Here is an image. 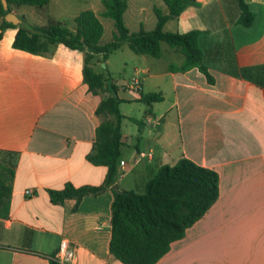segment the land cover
Here are the masks:
<instances>
[{
    "label": "crops",
    "instance_id": "obj_1",
    "mask_svg": "<svg viewBox=\"0 0 264 264\" xmlns=\"http://www.w3.org/2000/svg\"><path fill=\"white\" fill-rule=\"evenodd\" d=\"M243 1L248 24L238 20L237 0H194L163 23L169 31L199 30L209 77L196 65L170 69L183 55L164 41L156 57L132 51L121 61L138 90L161 99L146 105L134 99L130 80L118 85L123 118L112 186L141 191L159 166L180 156L218 176L214 201L153 264L264 263V0ZM154 6L165 10L163 0H126V27L152 28ZM85 8L98 13L105 42L114 26L99 14L101 0H47L11 11L26 24L72 27ZM15 31L7 25L0 34V178L10 187L0 204V264H60L50 257L60 238L73 250L67 264H125L108 250L111 186L82 195L75 207L74 198L49 196L66 183L98 184L106 171L86 158L101 94L82 81V51L56 42L46 53L29 52L12 46Z\"/></svg>",
    "mask_w": 264,
    "mask_h": 264
},
{
    "label": "trees",
    "instance_id": "obj_2",
    "mask_svg": "<svg viewBox=\"0 0 264 264\" xmlns=\"http://www.w3.org/2000/svg\"><path fill=\"white\" fill-rule=\"evenodd\" d=\"M0 0V34L7 25L16 26L12 46L33 53H46L56 42L82 51L81 77L92 93L101 97L94 108L101 118L94 129V137L86 158L93 164H102L106 171L98 184L74 186L66 183L61 188L49 189L50 199L61 202L74 198V207L82 195L96 194L111 186L109 252L125 264H153L167 249L170 241L183 235L184 229L200 217L214 201L218 191V176L215 170L180 156L172 164H163L148 177L141 191L114 187L121 144V120L123 114L118 104L123 100L118 95L119 87L113 82L106 68L93 69L92 59L104 64L105 58L121 43H126L134 53L158 56L160 42L176 47L183 55L179 65L170 64V69H184L196 65L207 77L208 71L202 62V52L197 44L198 29L184 32L163 29V23L175 17L181 9L194 0H163L165 10L153 7L154 26L130 31L124 24L122 14L126 0H101L99 14L112 19L114 29L111 37L100 42L102 24L98 13L90 8L77 12L72 18V27L65 22L52 20L45 24H26L21 18L18 25L4 19L11 6L29 4L41 6L47 0ZM239 21L248 24L252 13L243 0ZM134 99L150 105L161 99L155 91L136 90ZM10 187L0 178V204L9 195Z\"/></svg>",
    "mask_w": 264,
    "mask_h": 264
},
{
    "label": "rangeland",
    "instance_id": "obj_3",
    "mask_svg": "<svg viewBox=\"0 0 264 264\" xmlns=\"http://www.w3.org/2000/svg\"><path fill=\"white\" fill-rule=\"evenodd\" d=\"M128 54L130 55L133 54V52L128 47H124L123 49H117L113 51L111 54H109L108 73L112 78L113 82L116 83L117 85L123 84L124 82L126 83L130 80L128 66L122 67L121 65V61L126 59ZM92 67L96 71L97 70L100 71L105 68L104 64L97 62L96 60H93ZM132 106L133 109H135V106L134 105Z\"/></svg>",
    "mask_w": 264,
    "mask_h": 264
},
{
    "label": "built area",
    "instance_id": "obj_4",
    "mask_svg": "<svg viewBox=\"0 0 264 264\" xmlns=\"http://www.w3.org/2000/svg\"><path fill=\"white\" fill-rule=\"evenodd\" d=\"M128 86L134 90L138 89V82L135 79H132L128 82ZM25 193H31L30 188L24 189ZM73 255L72 247L69 245V242L66 238H60L58 247L56 251L50 256L53 260L57 261L60 264H67L69 259ZM264 264V263H262Z\"/></svg>",
    "mask_w": 264,
    "mask_h": 264
},
{
    "label": "water",
    "instance_id": "obj_5",
    "mask_svg": "<svg viewBox=\"0 0 264 264\" xmlns=\"http://www.w3.org/2000/svg\"><path fill=\"white\" fill-rule=\"evenodd\" d=\"M2 2V5L4 8L7 7V3L5 0H1ZM4 19L12 22L13 24L15 25H18L20 23V18L13 12V11H7L5 14H4Z\"/></svg>",
    "mask_w": 264,
    "mask_h": 264
}]
</instances>
